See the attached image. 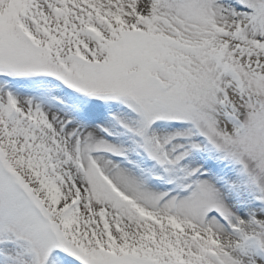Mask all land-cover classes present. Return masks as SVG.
Instances as JSON below:
<instances>
[{
	"label": "snow or ice",
	"instance_id": "obj_1",
	"mask_svg": "<svg viewBox=\"0 0 264 264\" xmlns=\"http://www.w3.org/2000/svg\"><path fill=\"white\" fill-rule=\"evenodd\" d=\"M0 264H264V0H0Z\"/></svg>",
	"mask_w": 264,
	"mask_h": 264
}]
</instances>
